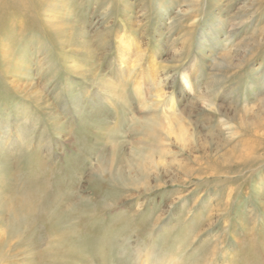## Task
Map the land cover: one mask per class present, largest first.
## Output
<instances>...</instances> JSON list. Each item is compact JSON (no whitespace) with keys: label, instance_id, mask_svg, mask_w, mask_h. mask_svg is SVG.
Instances as JSON below:
<instances>
[{"label":"rangeland","instance_id":"1","mask_svg":"<svg viewBox=\"0 0 264 264\" xmlns=\"http://www.w3.org/2000/svg\"><path fill=\"white\" fill-rule=\"evenodd\" d=\"M50 3L0 20V264H264V0Z\"/></svg>","mask_w":264,"mask_h":264},{"label":"bare ground","instance_id":"2","mask_svg":"<svg viewBox=\"0 0 264 264\" xmlns=\"http://www.w3.org/2000/svg\"><path fill=\"white\" fill-rule=\"evenodd\" d=\"M54 2V0H0V20H1V17H2V15H3V12L5 11V9L6 8H11V10L13 9V11H19L20 12V10L21 11H24L22 14H24V13H26V12H28V11H30L31 9L34 11V17L36 18L37 16H36V14H38L39 13V11L42 9V7L44 6V5H50L51 3L50 2ZM57 1V0H56ZM250 1V4H251V6L252 7H256V6H260V1L261 0H249ZM31 10V11H32ZM10 11V10H9ZM13 13V12H12ZM12 13H11V15H12ZM22 20H23V18H22ZM23 22V21H22ZM66 25H67V23H65ZM254 32H256V30L254 29ZM65 36H66V33L64 34ZM108 35V34H107ZM60 36V35H59ZM67 37L69 38L70 37V33H68L67 34ZM101 37V36H100ZM102 39V38H101ZM100 40V39H99ZM102 44H99L100 46L101 45H104V42H101ZM258 43V42H257ZM87 51H89V53H88V55L89 56H91L92 55V51L90 50V48L89 47H87ZM247 140V139H246ZM249 141V140H248ZM247 141V142H248ZM237 143V142H236ZM247 145V144H246ZM234 147H237V145H235ZM150 149V148H149ZM230 150H231V148H230ZM236 150V149H235ZM163 152V151H162ZM235 154V153H234ZM163 156V155H162ZM241 156V155H240ZM230 158V157H229ZM40 160V159H39ZM228 160H230V159H228ZM37 161V160H36ZM142 163H140V165H141ZM145 164V163H144ZM36 166V165H35ZM137 166V165H136ZM138 168H136V170H137V172H141V173H143V170L145 171V170H147L146 168H144V166H137ZM148 167V166H147ZM149 168V167H148ZM120 171V170H119ZM133 173V172H132ZM182 173L186 176V175H188V176H191V171L189 170V168H183L182 169ZM146 174V173H145ZM139 176H141V175H139ZM143 176H144V174H143ZM194 176H198V177H201V176H199V175H194ZM34 178V177H33ZM34 180H36V179H34ZM29 181V180H28ZM33 181V180H32ZM38 181V180H37ZM94 181V180H93ZM36 182V181H35ZM174 182H177V183H181V181H179V180H177V179H175V180H172L171 181V183H174ZM40 183H43V182H40ZM36 185V184H35ZM34 186V185H33ZM38 186V185H37ZM38 188V187H37ZM41 187H39V189H40ZM38 189V190H39ZM26 190H28V187H27V189ZM34 190V189H33ZM37 190V191H38ZM27 192V191H26ZM42 192V191H41ZM40 192V193H41ZM43 192H44V190H43ZM42 192V193H43ZM45 192H46V190H45ZM38 193V192H37ZM29 194V193H28ZM30 194H31V192H30ZM29 194V195H30ZM42 195V194H41ZM35 196V195H34ZM25 197H26V195H25ZM24 197V198H25ZM31 197V196H30ZM27 198V197H26ZM32 198V197H31ZM29 199V198H28ZM24 200V199H23ZM26 200H24V202H22L21 204H20V209H19V207H18V211H21V212H26V213H28V212H31L32 211V205H31V200H30V202L29 201H26ZM42 201V200H41ZM31 205V206H30ZM40 205H42V204H40ZM33 206H35V205H33ZM38 206V205H37ZM42 207V206H41ZM44 207V206H43ZM42 209V208H41ZM46 210V209H45ZM41 211V210H40ZM14 212L16 213V209L14 210ZM36 212V211H35ZM37 212H39V210H37ZM44 214V213H43Z\"/></svg>","mask_w":264,"mask_h":264}]
</instances>
